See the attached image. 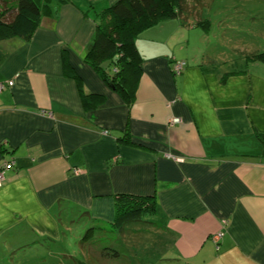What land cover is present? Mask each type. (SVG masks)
<instances>
[{"label":"crops","instance_id":"crops-1","mask_svg":"<svg viewBox=\"0 0 264 264\" xmlns=\"http://www.w3.org/2000/svg\"><path fill=\"white\" fill-rule=\"evenodd\" d=\"M114 1L48 0L31 38L0 40V80L14 81L0 91V164L15 162L0 185V253L59 238L69 220L146 264H264V63L242 54L222 67L202 13L163 19L135 37L128 105L84 60ZM119 194L153 195L152 223L111 231Z\"/></svg>","mask_w":264,"mask_h":264},{"label":"trees","instance_id":"trees-1","mask_svg":"<svg viewBox=\"0 0 264 264\" xmlns=\"http://www.w3.org/2000/svg\"><path fill=\"white\" fill-rule=\"evenodd\" d=\"M188 2V0H115L100 12L84 60L99 72L102 79L117 91L128 105L133 101L136 81L143 62L135 37L142 30L163 19L182 18L184 13L193 15L195 11L200 15V8L195 9L194 5ZM48 9V0H0V40L9 36L31 38L41 14ZM13 10L11 16L6 15ZM195 25L207 29L210 20L201 17ZM243 55L247 60L264 63V50L246 52ZM63 60L65 68L71 69L66 54ZM75 78L82 89L80 78L77 76ZM83 100L85 104H89L87 95L83 96ZM122 138L125 142H130L129 134ZM114 207L115 214L110 229L121 234L135 224L152 223L146 217L156 212L157 202L153 195L119 194L115 198ZM96 230L97 228L92 227L86 229L80 241L84 243L91 239L92 232ZM101 253L113 258L121 254L114 246L105 244L101 248Z\"/></svg>","mask_w":264,"mask_h":264},{"label":"rangeland","instance_id":"rangeland-1","mask_svg":"<svg viewBox=\"0 0 264 264\" xmlns=\"http://www.w3.org/2000/svg\"><path fill=\"white\" fill-rule=\"evenodd\" d=\"M188 1L195 9L200 8L204 17L209 18V53L219 58L222 67L236 61L235 67L239 68L242 53L264 50V0ZM13 13L14 10L6 15L11 16ZM67 224L70 228H64L59 238L45 241L30 239L13 248L7 255L1 251L0 264H146L130 251L126 254L122 250L123 255L116 258L102 257L100 248L104 244L109 246V239L101 240L100 245L89 241L80 244V234L86 228L79 230L76 227L77 221L68 220ZM149 236L151 234L143 233V242L150 241ZM138 240L134 239L132 244L138 247ZM166 263L162 261L159 264Z\"/></svg>","mask_w":264,"mask_h":264},{"label":"built area","instance_id":"built-area-1","mask_svg":"<svg viewBox=\"0 0 264 264\" xmlns=\"http://www.w3.org/2000/svg\"><path fill=\"white\" fill-rule=\"evenodd\" d=\"M184 61L178 60V61H174L173 62V70L175 72H180L183 68H184ZM14 81L12 79L9 80H0V91H2L6 85L7 86H11L13 85ZM179 118L175 117L172 119V122H179ZM106 132V131H105ZM15 165V162L12 158L9 159H5L1 164H0V185L3 182V180L5 179V173L6 171H8L9 169H12Z\"/></svg>","mask_w":264,"mask_h":264}]
</instances>
